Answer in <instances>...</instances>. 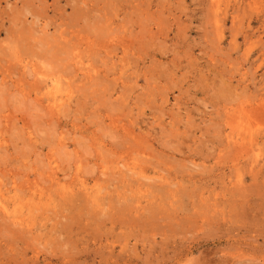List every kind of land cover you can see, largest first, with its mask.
Segmentation results:
<instances>
[{
  "label": "rangeland",
  "instance_id": "rangeland-1",
  "mask_svg": "<svg viewBox=\"0 0 264 264\" xmlns=\"http://www.w3.org/2000/svg\"><path fill=\"white\" fill-rule=\"evenodd\" d=\"M0 264H264V0H0Z\"/></svg>",
  "mask_w": 264,
  "mask_h": 264
}]
</instances>
